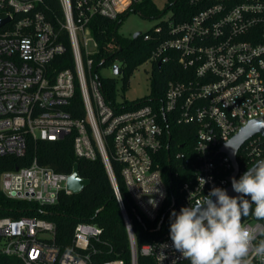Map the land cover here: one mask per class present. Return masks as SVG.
<instances>
[{
    "label": "built area",
    "instance_id": "built-area-1",
    "mask_svg": "<svg viewBox=\"0 0 264 264\" xmlns=\"http://www.w3.org/2000/svg\"><path fill=\"white\" fill-rule=\"evenodd\" d=\"M141 1L58 0L63 14L58 20L48 15L50 0H0V20L7 19L0 25V196L43 206L54 204L61 192L71 193V172H57L35 158L28 165L6 167L7 158L26 155L29 139L59 140L70 134L77 158L100 155L128 232L129 264H139L138 255L144 264H190L172 247V211L202 200L213 187H228L234 168L220 148L248 122L264 123V0H188L194 13L179 22L171 11L167 20L140 33L144 40L156 41L146 62L171 64L175 73L158 108L148 103L127 107L122 100L113 106L92 72L97 44L89 23L95 16L114 19ZM65 40L70 58L63 56ZM89 41L93 52L88 51ZM76 87L82 117L67 109ZM168 123L190 126L194 134L190 153H174L178 163L173 169L176 176L181 171V180L173 184L165 181L159 160L171 137ZM186 154L188 166L180 162ZM261 159L264 136L257 133L236 153V178ZM112 160L121 165L133 206L157 230L163 229L139 248ZM16 210L28 209L9 207L11 213ZM242 222L256 234L254 243L264 239V220L249 215ZM100 232L92 222L77 221L70 243L60 246L53 222L2 215L0 255L5 264H125L121 258H92L90 244ZM248 260L261 264L251 254Z\"/></svg>",
    "mask_w": 264,
    "mask_h": 264
},
{
    "label": "trees",
    "instance_id": "trees-1",
    "mask_svg": "<svg viewBox=\"0 0 264 264\" xmlns=\"http://www.w3.org/2000/svg\"><path fill=\"white\" fill-rule=\"evenodd\" d=\"M51 7L48 15L58 20L63 19L62 9L58 0H50ZM147 9V10H145ZM171 9L172 18L179 22L186 20L195 8L188 4V0H169L165 10ZM131 10L138 11L141 14L148 15L155 10L151 0H143L134 4ZM120 13L114 19H108L101 16H95L89 23L90 33L97 44V52L94 55L92 67L93 74L99 77L101 91L106 102L115 106V80L112 77L101 78L98 74L99 66H113V61L118 62V72L121 73L122 88L128 85L129 76L133 70L149 58L150 52L156 44L154 38L144 40L142 35L135 38H125L117 34V27L123 17L129 12ZM61 36L66 39V31H61ZM66 52L63 56L70 58V49L68 41L65 40ZM101 60V62H100ZM175 73L171 64L157 66L151 65L150 71V93L138 100L128 102L123 100V106L132 107L143 103L151 104L158 108L162 100L166 83L174 78ZM68 111L74 117H82L84 109L82 106L81 94L78 87L75 88L74 96L68 105ZM170 132L168 148H163L159 152L160 165L165 181L171 179L179 182L181 180V171L175 175V166L177 160L174 159L176 151L190 153L194 142V134L190 132V126L166 124ZM180 160L182 165L188 166L190 155ZM41 164L52 168L57 172H72L74 166L77 168L79 176L89 180V184L78 193L61 192L58 200L54 204L38 206L35 203L10 201L0 196L1 210L0 216L11 215L18 217L38 216L55 225V241L60 246L68 245L73 235V227L77 221L92 222L97 225L101 232L97 239L90 244V253L92 258L99 260H109L121 258L125 264L130 263V249L128 232L125 227L123 216L118 203L113 194V189L101 161L99 153L94 160L77 158L72 148V136L65 135L59 140H32L27 141L26 155L22 158L9 157L7 168L15 166L28 165L32 159ZM115 181L122 195L126 216L134 236L137 248L151 241L161 234L163 229H156L154 222L147 221L133 206L126 191L122 175L120 173V164L111 161ZM179 171V169H177ZM171 173L169 177L168 174ZM27 207V211L14 213L9 211L10 206ZM45 211V213L41 212ZM166 214L164 215V221ZM163 225V223H162ZM6 257L0 255V264H5ZM138 263H143V257L138 255Z\"/></svg>",
    "mask_w": 264,
    "mask_h": 264
},
{
    "label": "clouds",
    "instance_id": "clouds-1",
    "mask_svg": "<svg viewBox=\"0 0 264 264\" xmlns=\"http://www.w3.org/2000/svg\"><path fill=\"white\" fill-rule=\"evenodd\" d=\"M231 184L239 195L229 196L225 189L213 187L202 200L179 213L172 211V247L190 264H250V254L264 264V239L254 243L256 234L242 222L249 215L264 220V159L238 180L233 177Z\"/></svg>",
    "mask_w": 264,
    "mask_h": 264
},
{
    "label": "rangeland",
    "instance_id": "rangeland-1",
    "mask_svg": "<svg viewBox=\"0 0 264 264\" xmlns=\"http://www.w3.org/2000/svg\"><path fill=\"white\" fill-rule=\"evenodd\" d=\"M155 6V10L144 15L138 11H129L119 23L117 27V34L130 38L134 33H144L150 28L154 27L160 21H165L169 18L171 9L165 10L169 0H151ZM147 10V9H145ZM95 50L91 41L88 43V51ZM118 64L113 61L111 65ZM150 71L151 64L144 62L135 68L129 76L128 85L122 88L121 73L114 74L112 66H99L98 74L101 78L112 77L115 80V101L126 100L128 102L138 100L150 93Z\"/></svg>",
    "mask_w": 264,
    "mask_h": 264
},
{
    "label": "water",
    "instance_id": "water-1",
    "mask_svg": "<svg viewBox=\"0 0 264 264\" xmlns=\"http://www.w3.org/2000/svg\"><path fill=\"white\" fill-rule=\"evenodd\" d=\"M6 20L7 19L0 20V25L2 23H4ZM139 34H140V32H136L131 36V38H135ZM158 66H159V63H158ZM112 71L114 74H116L118 72V65L117 64H114L112 66ZM257 133H260L264 136V123L262 122L261 119H254V120L248 122L238 133H236L234 136H232L220 148V150L222 152L226 153L230 157V159L232 161L233 168H234L233 172L228 177V179L230 181V185L225 188V190L227 191L229 196L239 195L233 191L232 184H231L232 178L233 177L236 178L237 169H238L237 162L235 160L236 153L241 148V146L244 144L246 139H248L249 137H251ZM239 178H236V179L238 180ZM88 184H89V180L79 176L77 173V168H76V166H74L73 171L71 172V174L68 176V179H67V188L71 191V193H78ZM213 199L215 200V197H213ZM158 227H159V225L157 226V228Z\"/></svg>",
    "mask_w": 264,
    "mask_h": 264
}]
</instances>
